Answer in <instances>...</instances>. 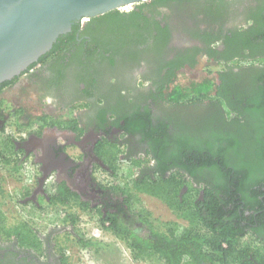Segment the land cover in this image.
Segmentation results:
<instances>
[{"label": "flooded vegetation", "instance_id": "1", "mask_svg": "<svg viewBox=\"0 0 264 264\" xmlns=\"http://www.w3.org/2000/svg\"><path fill=\"white\" fill-rule=\"evenodd\" d=\"M236 2L229 6L231 14L219 23L205 20L203 15L195 13L193 5L186 2L173 1L147 9V12L145 10L150 22H157L160 28H168L169 35L164 45L154 38L156 30H151L150 26L140 30L143 35L140 42L131 30L129 34L134 37L129 38L130 44L119 38L103 47L107 43L104 39L108 37L110 41L113 35L104 34L105 29L100 21H96L97 16L93 21L75 22L65 33L73 35L72 41L58 43L56 52L47 55L56 38L50 48L29 63L23 72L0 84L9 83L2 89L0 98L8 90H20L21 98L33 97L35 101L47 102L51 107L43 112L49 116L62 115L64 119H75L77 122L76 129L46 127L39 134L34 129L20 128L18 130L23 137L11 139L13 152L0 151V163L9 168L5 179L16 177V181H23V187H18L17 197L12 196L14 202L30 206L39 214L44 212V208L55 210L57 218L44 232L27 222L35 234L34 239L25 243L14 236L7 238L0 229V264H70L67 242L81 236L76 233L75 227L61 224L59 216L62 208L49 205L50 185L67 187L74 194V203H81L80 206H71L77 218L79 213L94 214L97 216L96 224L111 235L107 228L111 218L128 221L130 213L141 208L139 203L134 207L127 205L126 196L137 195L138 202L141 196L151 197L137 191L132 185L133 180L146 176L153 178L159 169L165 176L175 170L159 165L148 137V128L163 130L161 125L164 124L171 137L177 138L188 132L197 138L201 134L199 130L203 131L208 122L214 121L212 125L230 130L233 124L248 116L240 108L243 105H237L235 93L241 91L239 89L245 78L264 71L260 68L264 67V55L260 54L259 48L260 42H264L252 41L249 47L238 49L232 59L223 60L224 56L233 54L239 48L226 41V37L235 30L247 31L252 26L251 11L258 6L254 0ZM161 8L167 11L165 15L171 20L161 21L153 16ZM131 10L122 8L118 11L128 13ZM174 25L178 26L187 42L184 46H172ZM252 52L255 57H243ZM201 58L212 67L221 69L214 74L216 86L210 96L185 106L181 103L167 104L163 99L176 84L181 72L196 68ZM257 60H263L262 64H258ZM173 61H180V68L172 69L169 64ZM232 63L236 66H231ZM172 73L175 77L168 78ZM221 73L225 74V90L237 106H226L214 99L217 86H221ZM160 87H163L162 92ZM72 101L82 106L72 110L71 114L65 103ZM201 120L205 122L202 127L199 125ZM158 135L154 133L153 136ZM23 163L30 165L31 172L22 169L12 173L10 169L14 165L22 166ZM43 171L48 173L40 185ZM30 181L34 184L32 188L26 185ZM192 186L198 190V193H190L196 194L195 203L202 199L203 193L199 184L193 182ZM50 188L53 194L54 190ZM185 191L183 188L181 195ZM0 192L1 197L3 189ZM257 208L254 206V209ZM257 211L246 210L243 214L241 226L247 229L243 240L253 237L264 246V221Z\"/></svg>", "mask_w": 264, "mask_h": 264}, {"label": "trees", "instance_id": "2", "mask_svg": "<svg viewBox=\"0 0 264 264\" xmlns=\"http://www.w3.org/2000/svg\"><path fill=\"white\" fill-rule=\"evenodd\" d=\"M173 1L193 5L196 14L203 15L205 20L219 23L231 14L230 4H235L239 0H148L133 5L128 13L113 10L97 16V19L90 18L88 21L94 19L100 21L105 29L104 34L113 35L110 41L108 37L104 39L107 43L103 47L113 39L116 42L119 38H124L126 43L130 44L129 38L136 36L137 42H140L143 39L140 30L143 31L150 26L151 30L153 28L156 30L154 38L164 45L169 35L168 28H160L157 22H150L145 10ZM254 1H257L258 6L251 11V15L249 14L252 26L247 31L243 29L232 31L230 36L226 37V41L239 48L235 49L233 54L224 56V61L232 59L236 55L234 53H237L241 47H249L252 41L264 42V0ZM131 30L134 31L131 33L134 36L129 34ZM73 39L71 33L58 36L47 55L56 52L58 43L67 44ZM122 44L126 45L124 41ZM259 48L260 54L264 55V44L260 42ZM254 55L256 54L252 52L247 57L242 56L250 58L255 57ZM256 62L262 64L263 60ZM180 64H182L180 61H173L169 66L177 69L180 68ZM260 68L264 69V67ZM174 74L172 73L168 78L175 77ZM254 74L252 78H245L239 89L241 91L235 93L237 105L241 103L242 112H246L248 116L243 118V121L233 124L234 127L230 130L212 125L213 121L206 123L203 131L199 130L201 134L197 138L190 136L188 132L176 138L166 132L164 124L161 125L163 130L147 127L149 130L146 131L150 132L148 137L151 138L159 165L165 169L173 167L175 170L165 176L163 170L159 169L160 171L153 178L146 176L135 180L130 174L129 179L132 178L130 181L133 180V187L160 200L173 212L178 213L185 209L188 195L191 192L198 193V190L192 186L193 182L199 184L203 196L195 203L192 201L194 218L192 217L190 221L198 220L207 230L208 236H201L191 228L175 222L160 223L143 208L131 212V219L128 221L113 217L109 220L108 231L130 249L134 262L155 257L156 264H264V248L253 251L247 246H242L241 242L247 234L246 227L241 226L246 210H258L262 222L264 221V71H257ZM224 75L220 74L221 86H217L214 99L220 104L225 103L226 106L236 105L231 102L228 91L225 90ZM8 84L4 82L0 86V94ZM215 86L213 79H204L184 87L177 81L163 100L167 104L189 105L209 97ZM162 89L163 87H160L159 91L162 92ZM65 106L71 113L82 105L72 101L65 103ZM9 118L14 120L17 129H34L37 134L46 127L77 128L75 119H64L62 115L52 117L44 112L32 115L27 105L17 106L4 97L0 98V121L3 124ZM66 118L70 117L66 116ZM204 123L201 120L200 127ZM154 133L159 135L153 136ZM9 136L8 133H4V127L0 125L2 141L0 144H3L4 150L13 152L14 145ZM22 169L31 172L27 163H23L22 166L14 165L10 170L12 173H18ZM50 187L54 190L53 194ZM183 188L187 192L181 195ZM48 190L49 205L63 209L59 216L61 224L75 227L78 218L71 210V206H80L81 203H74L76 200L74 194L64 185L52 184ZM0 191H2L1 187ZM125 202L132 207L139 203L137 195L130 194L126 196ZM254 206L258 208L254 209ZM65 207L67 209H64ZM0 229L7 238L14 236L23 243L30 241L31 238L34 239L35 233L26 221L19 220L9 225L1 209ZM72 241L87 250H98L101 247L100 243L91 239L84 240L79 236L74 237Z\"/></svg>", "mask_w": 264, "mask_h": 264}, {"label": "rangeland", "instance_id": "3", "mask_svg": "<svg viewBox=\"0 0 264 264\" xmlns=\"http://www.w3.org/2000/svg\"><path fill=\"white\" fill-rule=\"evenodd\" d=\"M125 8L131 9L132 6ZM147 11L148 10L146 9V12ZM166 13L167 11H163V8H161L154 12L153 16L161 21H165L166 19L171 20L170 17H166ZM177 27L178 26L175 25L173 27V47L184 46L187 44L185 38L181 35V32ZM231 66H236V64L232 63ZM220 70V67L214 68L211 64H207L204 58H201L196 68L181 72L178 77V83L184 87L192 83H199L204 79H213L214 74ZM20 94V90H8L1 96L6 98L12 104L21 103L27 105L32 115L39 114L44 110L48 111L49 107H51L47 102L45 103L40 100L35 101L33 97L26 99L21 98ZM2 126L4 127V133H8L11 139H15L13 131L19 132V130L17 129L14 120L9 118L3 122ZM0 151L3 152V144H0ZM6 155L9 154L6 153ZM7 171H9V168L0 163V187L4 191V194L0 197V209L4 212L8 224L11 225L19 220L26 221L38 231L44 232L48 226L53 225L57 221L55 216L56 211L44 208V212H40L39 214L30 206H20L14 202L15 199H13L12 196L14 198L17 197L18 187H23V181H16V177L5 179V174L8 173ZM26 185L29 188H32L34 184L30 181L29 183H26ZM195 196L196 194H189L187 197L188 200L184 205L185 209L178 213L173 212L161 201L151 197L141 196L139 198V205L141 208L143 207V209L147 210L151 216L160 223L175 222L191 228L197 234L206 237L208 236V232L201 223L196 219L190 221L194 218L192 216L194 208L191 203ZM89 214L90 213H79L75 231L85 239H92L93 241L100 243L101 247L98 250H87L76 245L74 241H68L67 253L70 264H156L157 261L155 257H148L142 261L134 262L133 254L130 249L123 242L116 240L109 233L101 230L100 226L96 224L97 216L94 214L93 216H90ZM241 242L242 246H247L253 251L262 250L264 248V246L256 242L253 237H248Z\"/></svg>", "mask_w": 264, "mask_h": 264}, {"label": "water", "instance_id": "4", "mask_svg": "<svg viewBox=\"0 0 264 264\" xmlns=\"http://www.w3.org/2000/svg\"><path fill=\"white\" fill-rule=\"evenodd\" d=\"M146 1L0 0V84L23 72L73 23Z\"/></svg>", "mask_w": 264, "mask_h": 264}, {"label": "built area", "instance_id": "5", "mask_svg": "<svg viewBox=\"0 0 264 264\" xmlns=\"http://www.w3.org/2000/svg\"><path fill=\"white\" fill-rule=\"evenodd\" d=\"M13 135H14L15 139H19V138L23 137V134L20 130H19V132L13 131Z\"/></svg>", "mask_w": 264, "mask_h": 264}]
</instances>
